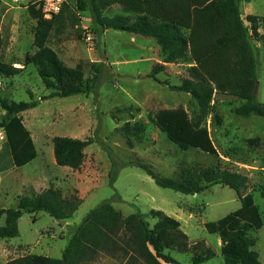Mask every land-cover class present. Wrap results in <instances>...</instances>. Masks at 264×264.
Returning <instances> with one entry per match:
<instances>
[{
	"label": "rangeland",
	"instance_id": "374dc122",
	"mask_svg": "<svg viewBox=\"0 0 264 264\" xmlns=\"http://www.w3.org/2000/svg\"><path fill=\"white\" fill-rule=\"evenodd\" d=\"M88 0H67L61 12L39 18L30 13L40 0H0V60L8 74L0 75V123L6 113L1 100L37 102L20 112L31 133L37 158L16 167L8 153L4 128L0 127V210L17 209L23 197L37 199L53 189L62 199L78 205L70 218L59 219L46 212L25 213L19 220V235L0 240V263L29 254L62 258L68 242L86 215L110 201L125 219L135 213L161 210L177 219L192 243L205 240L216 256L202 264H226L221 240L210 234L205 223L215 222L241 207L237 193L228 186L212 185L201 193L185 195L159 187L143 166L162 177L206 186L214 179L219 157L251 179L264 219V119L243 118L233 112L242 104L236 97L213 95L209 111H203L187 92L173 89L188 81L204 92L210 86L196 78L189 48L163 52L153 38L120 29L136 14L113 5L100 10L102 23L94 20ZM252 14L264 17V0H244ZM51 27L48 45L69 67L82 66L86 78L94 81L89 94L50 98L38 68L26 65L27 54L36 51L35 30L39 24ZM246 24L251 26L248 21ZM263 33V28H260ZM259 48L256 95L264 103V43ZM157 64L165 69L150 77ZM206 125L217 147L218 157L199 149H181L169 138L177 130L191 133ZM72 137L92 140L80 170L57 165L54 139ZM59 221H58V220ZM153 225L154 219L148 217ZM6 215L0 218L5 226ZM254 249L264 264V227L253 231ZM178 264H191V253L169 251ZM85 264H134L122 256L100 254ZM141 264V263H137Z\"/></svg>",
	"mask_w": 264,
	"mask_h": 264
},
{
	"label": "trees",
	"instance_id": "16d2710c",
	"mask_svg": "<svg viewBox=\"0 0 264 264\" xmlns=\"http://www.w3.org/2000/svg\"><path fill=\"white\" fill-rule=\"evenodd\" d=\"M244 0H88L96 23L101 24L100 10L120 5L136 14L133 21L122 29L125 32L153 38L163 52L189 48L192 68L197 79L210 87L204 91L194 89L185 81L173 89L190 93L203 111H209L215 92L230 95L242 101L233 112L243 118L258 116L264 119V103L256 95L258 86L259 48L254 40L264 43V17H242L240 4ZM250 1V0H247ZM33 17L39 18L42 9L30 7ZM246 21L251 26L246 24ZM51 27L39 24L35 30L36 51L27 54L26 65L38 68L39 75L50 98H66L89 94L95 89L94 81L86 78L82 66L69 67L58 53L48 45ZM3 38L0 34V58ZM157 64L150 77L163 71ZM8 74L0 60V75ZM37 102L1 100L3 115L0 127L4 128L14 165L24 167L34 161L38 152L30 131L20 112ZM169 138L183 150L199 149L218 157L217 147L206 125L191 133L177 130ZM92 140L72 137L54 139V156L57 165L80 170L86 159V148ZM142 169L164 189L185 195L201 193L212 185L221 184L233 189L241 200V207L215 222L205 223L210 234L221 240L220 252L226 264H262L254 249L256 240L250 233L264 227V219L254 194L248 191L251 179L245 173L229 167L221 157L213 169L214 179L206 186L193 187L187 182L162 177L151 168ZM264 198V185L261 187ZM78 205L64 200L58 191L50 189L37 199L23 197L17 209L0 210L6 215L5 226L0 227V240L19 235V220L25 213L46 212L59 219L70 218ZM148 217L155 220L152 225ZM169 251L191 253V264H202L216 256L205 240L192 243L181 228V223L161 210L151 209L148 214L135 213L125 219L110 201L92 209L70 238L62 258L29 254L6 264H85L100 254L122 256L137 264H178ZM2 264V263H0Z\"/></svg>",
	"mask_w": 264,
	"mask_h": 264
},
{
	"label": "built area",
	"instance_id": "2783aa9c",
	"mask_svg": "<svg viewBox=\"0 0 264 264\" xmlns=\"http://www.w3.org/2000/svg\"><path fill=\"white\" fill-rule=\"evenodd\" d=\"M67 0H40L38 8L49 17L58 15Z\"/></svg>",
	"mask_w": 264,
	"mask_h": 264
},
{
	"label": "crops",
	"instance_id": "0c3cea01",
	"mask_svg": "<svg viewBox=\"0 0 264 264\" xmlns=\"http://www.w3.org/2000/svg\"><path fill=\"white\" fill-rule=\"evenodd\" d=\"M244 2L242 1L241 2V4H240V9H241V13H242V15H243V13L244 12H242V4H243ZM246 4H247V6H245L246 7V12H245V15H254V14H252L251 12H252V10H251V6H250V2H245ZM244 16V15H243ZM7 142V141H6ZM7 144H8V142H7ZM8 153L10 154V156H11V158H12V154H11V150H10V147H9V145H8ZM13 160V159H12Z\"/></svg>",
	"mask_w": 264,
	"mask_h": 264
},
{
	"label": "water",
	"instance_id": "95a60500",
	"mask_svg": "<svg viewBox=\"0 0 264 264\" xmlns=\"http://www.w3.org/2000/svg\"><path fill=\"white\" fill-rule=\"evenodd\" d=\"M6 113V111H4ZM58 220V219H57ZM59 221V220H58Z\"/></svg>",
	"mask_w": 264,
	"mask_h": 264
}]
</instances>
